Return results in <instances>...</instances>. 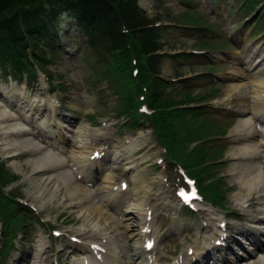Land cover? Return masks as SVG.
<instances>
[{"label":"rangeland","instance_id":"obj_1","mask_svg":"<svg viewBox=\"0 0 264 264\" xmlns=\"http://www.w3.org/2000/svg\"><path fill=\"white\" fill-rule=\"evenodd\" d=\"M148 1L149 4L147 6L141 5V7L145 8L149 16L152 17V21L160 24L165 23L168 25L161 26V38L158 37V40H160L161 42V46H163L162 50L159 51V55L162 56L159 66V72L162 78L167 83V85L164 87L165 90H167L165 99L167 100L169 98L168 91L169 93H172L170 95V98H172V100L181 99L185 95L183 93V90L185 88H191V90L186 91L191 96H203V101L200 103L198 101H200L201 99L195 100L190 105L204 106V108L208 110L210 106L213 105V100H215L217 97L222 96L226 92L228 86L225 79V77L227 76L226 74H228L234 68L243 69L245 68L244 65L246 66V64L238 65L236 64L237 62L234 61L233 54L235 53L237 48L234 49V47L230 46V44L226 42L228 36H232L233 38H241V33L244 34V36L242 37V41L244 40L243 42L245 43V46H250L251 44H254L256 42H261L264 44V30L256 29V25L254 23L255 20H258L261 14H264L262 7L263 5L259 8L257 7V9L251 8L250 4L248 5V3H243V0ZM187 9H190L192 11H186L185 13V10ZM218 11L225 12L221 14V16H218ZM172 13L178 14L177 16H175L176 20H178V18L180 17L187 21L198 19L200 23H203V27L173 23L171 21H174L175 19L173 17L174 14L172 15ZM226 24L230 27L229 29H226ZM56 27L59 31V37H56L54 35L53 40L50 42V45H47L49 48L46 49V53L48 58L50 59V62L46 63L47 65L45 66V69L46 71H48V74L51 75L53 82H55L56 84L61 83L66 88L65 92L63 90V105H65L66 108L72 106L78 107L81 100H83V103L85 105L91 104V102H86V95L88 97H91L92 107L87 112L84 111L85 106H83V108H79L81 110L78 112V115H80L82 118L85 113L89 112L87 118L86 116L85 118H83L85 120L84 124L92 126L94 124H98L101 121V117L103 116L112 117L111 123H114V125L111 127L103 126L98 128V126H92L100 132H107V134H105V137H100L99 140L95 139L94 142L96 143H109L111 148H113V145H124V140L127 136H138L142 131L136 132L135 134L128 133L131 129L130 127H128L131 123L130 120H128V117L131 116H129V114L132 113V111L131 109H128L125 94L130 93L133 95V92L136 89V85L128 77L129 74L123 73L122 68H115V71L119 69L121 84L120 81L117 80V77L112 75V71L111 74H108L106 70L109 69V64H107L106 66L102 65L97 61L98 59L95 58L94 54L88 48L80 44V42H82V35L79 30H77V24L66 14L63 15V18H61ZM221 29L223 31V35L221 33L216 34V31L220 32ZM218 37H222V39L218 40ZM77 43H79L80 46L77 45ZM52 44H61L57 47H64V51H60V49L57 48L56 50L51 51ZM208 46L219 47V50L217 52H211L210 54L212 56L211 58L218 63V65L215 66L217 69L216 71L218 72V75L224 77V81H218V83H216L215 81H209L210 78L208 77H201L210 75L205 73V70L208 67H212H206V64H209V59L211 58L206 57L205 55H194L190 53L193 48H205ZM223 51H228L229 54H225ZM165 54L167 55L164 56ZM116 60L118 59H114V67L116 66V64H118ZM10 61L11 60L9 58H2V56H0V85L1 83H3V85L10 89L25 90L24 88L26 87L27 83L28 88H26L24 92L28 98H32L34 96H42L47 98L49 95L53 96L57 89H60L56 85L50 86V88H48V86L44 87L43 80L39 79V77L36 78L34 75H30L27 72L23 73L22 76L13 74V77L9 76L11 75V72L8 71L11 67ZM138 61L140 60L138 59ZM120 62L121 64H124L126 69L127 65L128 67H130L132 64L130 58L126 60V63L124 59H120L119 65H121ZM208 71L211 73V70ZM14 76H18V80H15L16 78ZM173 79H178V81L173 82ZM204 79L206 80V82L202 81ZM211 82H213L215 85L210 84ZM118 85H120V87L116 88V86ZM210 90L218 91L217 94H215L214 92L212 96L206 95ZM58 98L61 99L60 95H58ZM136 98L137 100H139V98L142 99L138 96ZM191 101L192 100H187L184 102ZM121 109L129 114H122L120 111ZM218 109L222 111L219 112L220 115L225 114V111H223L222 108ZM208 114V117L210 119L213 118L210 113ZM49 117H51V114H49ZM225 118L227 119L215 118L214 130L221 132L220 130L227 129V134L224 136H211V139H209L206 143V147L208 152H212L213 148L216 145H220L219 148L224 152L222 160L214 162L215 166L210 167L209 170H211L213 173H216L215 177L220 176L223 178L224 182H222V187L224 188V191L226 193V202L227 205L233 208L235 206V202L232 199V190H239L240 187L237 183H235L232 176L229 174V169L231 168L232 162L234 160L232 159L233 156L231 155V147L233 144L229 142L228 135L231 128L237 122V116L234 114H228ZM77 119L76 121H78ZM187 122L189 125H193L191 121ZM199 124V122L194 123V125ZM80 126V124H77L76 129ZM143 126L151 128V125L147 121H145V125ZM35 130L39 129L36 128ZM148 132H145V134H147L146 137H148L149 140L146 141L147 139L141 138V140L145 142V144H143L142 149L134 157L137 162H140L143 171L142 173L144 176L143 180L150 183L154 175L162 172V170L158 169L155 165V159L157 156L163 155V153H160L158 150L159 147L155 145V133H153L154 135L152 133L148 135ZM38 135L42 136V133L39 131ZM72 139L76 140L75 136H72ZM158 144L159 146L161 145L160 143ZM72 149L79 150L78 147L75 148V146H71V144L69 143L68 152H71ZM207 151L204 150V152ZM199 152L200 149L196 150L195 152L190 151L188 154V158L182 159L180 160V162H183L185 165H189L191 164V162H196L198 160L197 155ZM18 158L24 159V155H21ZM206 159H209V156H207ZM13 161L14 160L11 157H7V154H4L3 146L0 145V167H2V170L5 172V174L10 177V181L8 183L4 184L3 186L0 185V192H2L6 197L8 192L11 194H15L17 196H20V199H22L23 201L39 207L38 202H33V198L31 197V195H28V191H32L34 189L32 178L29 176L31 168L27 166V164L23 161V164L25 163L26 165L24 164L23 170H19L16 166H14ZM115 165L117 164H113L111 166L112 169L110 172H108L110 175L108 176L109 178L107 180L105 179V176L108 173H106L105 171L102 172L99 168V170L95 174V178L97 179V184H95L96 187H99L100 185L111 187L112 180L117 179L119 175L122 174V171H125V174H131V170L127 169L126 164H122L118 169L114 168ZM207 168L208 166L202 167L201 169L208 170ZM168 172L171 174H173V172L174 174L176 173L174 162L168 163ZM11 174H16L15 178H12L13 175ZM136 185L137 182L133 180L132 186L134 187ZM162 192L163 193L161 195H165V198L158 194L156 196V199H154L153 201L157 202L159 208H167L165 212L170 211L171 214L170 217L166 219L163 218L164 214H161V216L158 218V225L161 224V226H168L170 228L175 223H177V226H184L190 223L196 226L197 223L195 221V218H191L186 214L182 216L180 210H176L177 206L174 200L173 193H171L170 190L166 187L162 189ZM21 208L22 211H28L26 207ZM40 209V213L36 211V216H41L44 219H48L49 224H54V227L56 228L63 227L62 220L65 218L71 220L66 222L67 228L77 227L82 223L81 218H76L74 216V212L66 207L64 203H59L57 199L45 204L43 207H40L39 210ZM5 212L11 213L10 210L5 209L1 211V215H3V213ZM179 213L181 217H178ZM22 222L26 224V226L23 227L22 230L15 228L13 236L17 241H23V244L21 243L19 246L24 255V259L22 260L24 264H26L28 260H31V258H29L28 256V253H34L37 244L41 241L45 242L48 250L47 256H49V254L52 252V249L50 247L49 235H45V231L48 230L46 226H41L39 223H37L36 220L31 222L30 218L27 217V215H25V217L22 219ZM2 225L3 224L0 221V233H2ZM125 227L126 226L123 225V229ZM72 232L73 231H71V233ZM24 233H26V235H24ZM0 238L1 246L2 240L4 238L3 234H0ZM5 238H7L6 235ZM61 239L60 241L53 240L54 248L55 246L59 248L61 243H68V237H64L62 240ZM7 245L8 242L6 241V246ZM12 255L8 260H1V264H12Z\"/></svg>","mask_w":264,"mask_h":264},{"label":"bare ground","instance_id":"obj_2","mask_svg":"<svg viewBox=\"0 0 264 264\" xmlns=\"http://www.w3.org/2000/svg\"><path fill=\"white\" fill-rule=\"evenodd\" d=\"M144 5L147 0H141ZM237 56L248 65L246 69H233L227 75L228 83L224 96L214 102L225 107L227 112L237 115V122L231 128L228 140L232 145V166L229 174L240 189L234 194V199L240 205L254 204L247 210L251 211L247 226L264 227V45L258 42L251 48L243 47L237 51ZM25 90L13 89L7 91L5 85H0V145L4 154L11 157L13 164L19 170L24 169V164L31 168L29 176L32 178L34 189L28 191L33 202L39 206L57 199L74 212L76 218H81L82 223L73 228L80 234H86L99 240L107 239L105 247L110 249L105 264H142L145 259L140 240L145 237L139 223L142 221L143 212L152 199V195L160 189L158 182L153 178L150 183L143 180V171L140 162L133 159V152L141 145L137 139L130 140V144L116 149L113 159H121L133 172L137 182L136 188L128 191H114L107 189L106 185L91 188L82 184L74 177L72 168L77 165V174H82L84 182L91 181L92 169L103 160H90V152L82 146L86 135L98 134L88 124H81L76 131L80 145H75L68 158L67 147L63 142L62 134L64 120L54 110V100L41 97L26 99ZM4 95V96H3ZM91 102V97H87ZM50 103L53 117L48 123L49 112L46 107ZM91 104L86 106L91 109ZM80 106V105H79ZM78 106V108H79ZM22 115L29 124L38 122L45 136L52 139L46 144L43 140L36 139V133L29 130L24 123ZM67 116V115H66ZM36 117V118H35ZM70 122H76L73 116H67ZM25 121V120H24ZM66 122V121H65ZM59 149H54L55 143ZM67 145V144H66ZM80 146V147H79ZM82 148V149H81ZM24 155V159L18 157ZM109 161H112L108 158ZM23 161L25 162L23 164ZM25 164V165H26ZM137 168V169H136ZM110 174H106L107 180ZM113 181V180H112ZM150 187V188H149ZM152 188V189H151ZM156 190V191H154ZM128 194L129 196H126ZM125 197V198H124ZM125 199V203H124ZM126 199H130L128 205ZM101 200L103 203H99ZM112 206V211L108 207ZM210 216L217 214L210 208ZM118 214V215H116ZM121 215V218H120ZM123 225L126 227L123 229ZM238 229V228H237ZM259 232L263 234V230ZM258 232V233H259ZM77 246L81 251L87 249L85 244H70ZM34 261L30 264H42L46 254L45 246L38 244ZM203 248L197 244L196 253ZM260 256L242 264H264V248ZM246 251V250H245ZM161 254V251H160ZM241 263V261H240Z\"/></svg>","mask_w":264,"mask_h":264},{"label":"trees","instance_id":"obj_3","mask_svg":"<svg viewBox=\"0 0 264 264\" xmlns=\"http://www.w3.org/2000/svg\"><path fill=\"white\" fill-rule=\"evenodd\" d=\"M138 0H0V56L9 58L14 73L32 69L29 52L38 62L47 63L46 49L54 35H58L57 25L63 15H67L77 24L82 38L94 49L102 64H109L107 73L116 76L120 81L119 69L127 74L120 59H129L131 44L139 55L146 56L143 67L153 75L149 78L151 90L149 101L157 109L150 119L161 128L178 125L186 128L192 136L207 132L206 129L194 128L188 124L187 111L181 103L164 98L166 81L158 76L161 55L156 52L162 47L158 40V30L151 26L152 19L140 8ZM53 47V49H52ZM56 48L51 45V51ZM114 59L118 64L114 67ZM112 60V63H111ZM111 66V67H110ZM124 66V67H123ZM184 97L191 95L183 90ZM128 109L133 106L132 94H125ZM174 99V98H173ZM128 112V110H127ZM3 165V164H1ZM197 174L202 182L201 170ZM10 181L0 167V184ZM206 188L212 187L205 184ZM219 198L222 197L220 186L217 187ZM221 194V195H220ZM0 207L5 210H17V205L0 193Z\"/></svg>","mask_w":264,"mask_h":264},{"label":"snow or ice","instance_id":"obj_4","mask_svg":"<svg viewBox=\"0 0 264 264\" xmlns=\"http://www.w3.org/2000/svg\"><path fill=\"white\" fill-rule=\"evenodd\" d=\"M183 195V193H181Z\"/></svg>","mask_w":264,"mask_h":264}]
</instances>
